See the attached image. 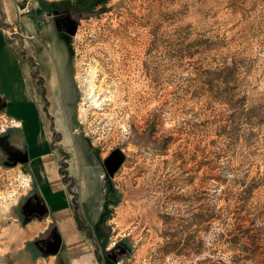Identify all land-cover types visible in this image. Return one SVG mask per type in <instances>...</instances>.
<instances>
[{"label":"rangeland","instance_id":"obj_1","mask_svg":"<svg viewBox=\"0 0 264 264\" xmlns=\"http://www.w3.org/2000/svg\"><path fill=\"white\" fill-rule=\"evenodd\" d=\"M17 1L0 0V264H86L73 240L98 264L264 257V0H44L74 6L76 28L33 105L16 55L36 59L19 34L45 20ZM52 167L90 230L64 236L55 221L56 255L40 245L54 228L35 195Z\"/></svg>","mask_w":264,"mask_h":264},{"label":"crops","instance_id":"obj_2","mask_svg":"<svg viewBox=\"0 0 264 264\" xmlns=\"http://www.w3.org/2000/svg\"><path fill=\"white\" fill-rule=\"evenodd\" d=\"M44 30L46 32V37L44 38L45 43L44 45V52L41 56H39V60H40V64H41V71L40 75L41 77L44 79L51 78L52 77V73L54 72V76L58 77L60 72L63 73L64 70L60 69V67H58V63L60 62V65L62 63H64V44L59 43L57 40H55L53 37L48 35V27L45 26ZM17 58V63L20 69V72L23 76V81L25 83V94H26V101L27 103H34V101L36 102L37 100H41L40 98V92H39V86L37 85V77L35 76V68H33L32 66L26 64V63H19V59L16 55ZM42 82V80H41ZM44 86V85H43ZM46 86H44L43 88H45ZM46 89V88H45ZM43 90V89H42ZM0 99L2 100V105H5V100L2 99L0 97ZM48 100V98H47ZM33 105V104H32ZM21 124L20 122L18 123V125ZM41 124L42 120H41ZM17 126V125H16ZM19 127V126H17ZM42 130L44 132L45 138L48 142V144L50 143V140L48 138V136L46 135V131L44 130V128L42 127ZM42 144V143H41ZM54 156V155H53ZM40 181H41V186L40 188L43 186L45 187V193L43 192H38V194L36 195V198L38 197L39 200V207H40V212L41 213H47V218L46 220L48 222L51 223V221L53 222H57L59 225L63 222V219L66 220V225L67 227L62 226V230L65 235L68 234H74L75 236L80 235V231H77V228L75 227L74 224V219H75V214L77 216L78 213L73 212V208H71V199L69 200L68 196H66L63 192H64V186L59 183V175H58V170L56 169V167H52L51 170H48L46 172H42L40 173ZM89 179V178H88ZM90 180H93V178L91 177ZM46 186H48V190L46 189ZM54 186V187H53ZM87 192L83 195V198H90L93 201L96 200V191L95 189L92 190L91 188L89 189V187L87 188ZM39 191V190H38ZM63 193V194H62ZM35 198V199H36ZM93 205H95L93 203ZM102 213H97L95 216L96 219H94V221H96L99 216ZM59 215V216H58ZM90 216H93L94 214H89ZM83 216V215H82ZM55 217V219H53ZM44 220V221H46ZM68 221H70L71 223L69 224ZM64 223V222H63ZM69 236V235H68ZM66 246V241L63 245V247ZM69 247H66V249L68 248V250H73V253L80 251V257L82 259L85 260L86 264H97L95 259H94V253L93 250L92 252H89L88 250H90L89 246L86 247H81L78 245L77 242H75L74 240L71 241L70 245H68ZM85 250V251H82ZM86 253V254H84ZM92 253V255H91ZM79 254V253H78Z\"/></svg>","mask_w":264,"mask_h":264},{"label":"flooded vegetation","instance_id":"obj_3","mask_svg":"<svg viewBox=\"0 0 264 264\" xmlns=\"http://www.w3.org/2000/svg\"><path fill=\"white\" fill-rule=\"evenodd\" d=\"M15 4L17 5V7H19V9H21L22 12L24 11L27 15L31 17L36 16L38 18H44L45 20V21L40 22V25L31 24V28H30V31H28V35H24L23 31H22V34L18 33L24 38L26 44H30L29 47L32 48L34 53L38 54L36 56V59L35 57H33V55L28 53L27 46L26 47L22 46V47L17 48V57L19 59V63H22V64L26 63L32 66L33 68H35V76L37 77V82H41L42 77L40 73L38 72L41 71L39 55L41 51L45 50L43 44L45 43L44 38L46 37L47 34L44 30V27L45 26L48 27L49 36L53 37L59 43H62L66 46L69 41V38L71 37V34H70L71 31L73 29L75 31V28H76L74 17H73V11L75 10V8L74 6H71L67 3L57 2L53 4V3H46L44 0L38 1L36 5L32 7L31 9H28V2H26L25 0H19ZM13 34H16V32H14ZM39 39L43 40L42 45ZM37 58H38V61H37ZM40 98L41 100L44 101V103H47L48 100L46 96L44 95L43 91H41L40 93ZM34 204H35V200H33V205ZM78 218L79 217L74 219L75 227L76 228L79 227L80 229H82V231H85V232L90 231L89 229L86 230L83 228V226L78 225V222H77ZM53 223L54 222L51 221V225L53 226L54 229L52 230V232L49 234L48 237H45V239L41 241L40 245L42 246L45 252L51 251L52 249H54L52 243L57 239L59 240L60 238L59 249H58V252L56 253V254H59L64 244L63 239H62L63 235L60 233L58 228ZM101 223H102V215H100L99 218L95 221L93 230L96 229L97 231H99V226ZM77 231L81 232V230H79L78 228H77ZM93 253H94V259L96 263L98 264V259L95 256V252L93 251ZM115 258H116L115 255H111L109 257L111 261H114Z\"/></svg>","mask_w":264,"mask_h":264},{"label":"water","instance_id":"obj_4","mask_svg":"<svg viewBox=\"0 0 264 264\" xmlns=\"http://www.w3.org/2000/svg\"><path fill=\"white\" fill-rule=\"evenodd\" d=\"M71 35L74 34V29L71 31L70 33ZM117 161L113 158V156H109L105 159L104 161V166H105V169L107 171V174L109 176H112L114 174V172L116 171L117 169ZM56 239V238H55ZM59 243H60V238L59 240H55L52 245L54 247V249H52L51 251H48L47 253L49 254H52V255H55L57 252H58V249H59Z\"/></svg>","mask_w":264,"mask_h":264},{"label":"trees","instance_id":"obj_5","mask_svg":"<svg viewBox=\"0 0 264 264\" xmlns=\"http://www.w3.org/2000/svg\"><path fill=\"white\" fill-rule=\"evenodd\" d=\"M88 1H92V0H88ZM103 2V0H99L98 2H94L93 4H95V3H99V2ZM96 5V4H95ZM236 243V241L234 240V239H231L230 240V244L232 245V244H235ZM247 246V245H246ZM246 248V251L248 252V253H252L253 255H255V249H254V247L253 248H249V247H245ZM232 263H235V261L234 260H232L231 261ZM253 264H264V257H258V259H253Z\"/></svg>","mask_w":264,"mask_h":264},{"label":"bare ground","instance_id":"obj_6","mask_svg":"<svg viewBox=\"0 0 264 264\" xmlns=\"http://www.w3.org/2000/svg\"><path fill=\"white\" fill-rule=\"evenodd\" d=\"M92 81V80H91ZM95 83L94 84H92V83H90V86H91V92H95V89H96V92H97V95L99 94V95H101L102 94V91H103V85L102 84H98V86L95 88ZM105 86V85H104ZM108 86V85H107ZM90 88V87H89ZM111 88V87H110ZM105 89V88H104ZM104 92V91H103ZM92 93V94H93ZM88 94V93H87ZM106 94V93H105ZM93 96V95H92ZM95 96H96V94H95ZM101 99V98H100ZM89 102V101H88ZM93 103V102H92ZM98 114V113H97ZM103 118V117H102ZM70 136H72V135H70Z\"/></svg>","mask_w":264,"mask_h":264},{"label":"clouds","instance_id":"obj_7","mask_svg":"<svg viewBox=\"0 0 264 264\" xmlns=\"http://www.w3.org/2000/svg\"><path fill=\"white\" fill-rule=\"evenodd\" d=\"M17 126H19V125H17ZM3 131V128H0V132H2Z\"/></svg>","mask_w":264,"mask_h":264}]
</instances>
